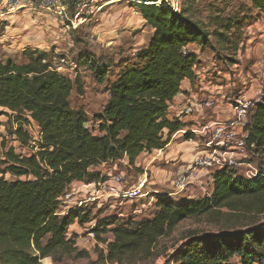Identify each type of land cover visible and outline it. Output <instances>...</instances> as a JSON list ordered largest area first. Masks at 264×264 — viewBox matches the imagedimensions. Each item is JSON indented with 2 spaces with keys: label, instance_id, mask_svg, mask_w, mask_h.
I'll list each match as a JSON object with an SVG mask.
<instances>
[{
  "label": "trees",
  "instance_id": "obj_1",
  "mask_svg": "<svg viewBox=\"0 0 264 264\" xmlns=\"http://www.w3.org/2000/svg\"><path fill=\"white\" fill-rule=\"evenodd\" d=\"M250 2L252 10L264 14V0ZM69 7L74 11V4ZM138 8L152 33L132 60L118 62L113 77L108 76L110 65L89 55L82 58L81 64L108 93L102 112L94 117L97 133L86 126L87 115L69 105L76 81L52 68L45 52L25 50L24 64L3 61L0 55V117L8 120V134L29 151L22 156L8 148L0 157V264H39L58 252H74L75 234L69 238L67 231L89 223L90 213L77 209L60 214V198L67 189L73 183L104 181L106 176L92 170L100 165H118L125 159L133 167L141 154L163 150L185 127L178 118L169 119L168 110L181 83L194 82L200 60L191 45H221L230 56L243 48L241 17L213 18L209 23L214 28L208 32L188 16L190 7L178 13L163 6ZM224 60L235 62L229 56ZM28 118L39 129L34 142L25 128ZM245 130L247 149L264 154V103L250 111ZM182 139L196 136L187 131ZM7 175L12 180H6ZM212 179V192L198 200L157 196L147 218H131L129 224L117 217L97 221L91 232L106 247L101 261L151 263L158 256L159 240L182 221L218 219L226 210L240 211V220L248 224L215 234H190L163 264H230L235 259L239 264H264V224L251 220L264 214V171L246 179L226 168L215 171ZM105 234L111 240L103 238Z\"/></svg>",
  "mask_w": 264,
  "mask_h": 264
},
{
  "label": "rangeland",
  "instance_id": "obj_2",
  "mask_svg": "<svg viewBox=\"0 0 264 264\" xmlns=\"http://www.w3.org/2000/svg\"><path fill=\"white\" fill-rule=\"evenodd\" d=\"M63 1L68 7L70 5L69 8H73L74 4L75 9L80 8L81 10L83 4L89 2V0H71L72 3L70 4L69 0ZM104 1L108 2L105 6H115L113 14L106 13L99 17L98 13L101 10H98V13L94 14L95 16L91 15L85 23L86 28L76 31L73 43H71V38H69L70 41L68 40L70 33H64L63 25L58 21H53L52 15L33 8H26L8 16L11 17L10 22H6L7 20L0 22V32H2L0 35L1 59L24 64L27 61L23 55L25 50L43 51L41 47L47 49L43 52L47 54V60L52 68L55 69L56 66L61 65L64 70L60 73L71 81H76L78 89L76 85L73 86L69 105L71 109L82 111L87 115L86 126L94 131L97 130L94 117L102 112L108 100V93L106 92V85L98 83L88 66L81 64L82 58L89 55L101 64L110 65L108 76L111 78L118 70V62L125 59L132 60L137 52L147 44L152 33L151 27L142 19L137 3L130 0ZM101 3L99 2L96 6ZM189 7L188 16L193 21L203 24L208 32L214 28L209 23L213 18L225 20L228 17L238 16L245 20L243 48L236 55H228L226 51L221 50V45H215L211 50L213 53L206 51L203 54L205 56L201 61L202 73L200 78H197V83L193 89L194 98L197 102L211 101V108L203 110L202 114L214 115L213 112H216V108L219 107L218 109L224 111L229 107L230 100L239 93L250 98L256 90L264 88V14H258L252 10L250 0H183L182 9ZM72 12L70 11V14ZM5 25L8 26L7 29H4ZM94 27L96 28L94 29ZM247 38L249 40L245 43ZM68 42L70 43L68 44ZM55 49L60 51L56 52ZM228 56L235 60L233 65L227 64L224 60ZM61 59L65 60V64L60 63ZM222 69L225 72H222ZM200 80L206 84L202 86L201 83H198ZM222 111L220 113L218 111L220 116L223 114ZM196 114L182 119L196 121L198 119V114ZM7 121L6 117H0V157L8 148H13L16 155H29L28 148L21 147L8 134L11 127ZM27 126L25 125L26 128ZM27 130L33 142L38 140L39 135L36 129L31 127ZM193 150L195 153L196 148L194 147ZM263 162L264 154L260 150L250 148L247 149L246 156L237 159V166L233 167L232 171L246 179L248 173L252 171L254 176L251 178H253L264 171ZM106 168L111 170V174L122 173L126 183H128L130 173L136 178V175H133V172L127 169L125 164H118L116 169H112L113 167ZM162 168V170H166V168ZM156 171L151 173L150 185H154L153 187L163 193L168 191H175L176 193L173 184L164 181L161 174L163 172L160 169ZM5 178L12 180L8 175ZM174 178L171 180L173 181ZM211 180V184H213V179ZM83 185L85 184L70 186L60 198V214L64 215L70 210L76 211L77 209L90 213L89 223L83 226L74 224L67 231L69 238L75 234V251L72 253L58 252L52 257L44 258L43 261L40 260L39 264H108L103 263L100 259V252L106 250L105 245L98 243L95 238L91 239L87 236L97 221L117 217L120 223L129 224L131 218L137 220L147 218L155 209V197H150L151 204L144 207L140 206L141 202L138 199L124 206L119 205V202L114 199L99 201V203L91 201L88 198L93 189H91L92 191L88 190ZM205 186H207L206 191L198 186L190 185L184 192L178 193L175 198L198 200L212 192V185H210L209 180L204 182L203 187ZM71 193H75V195L68 198L67 196ZM79 200H82L81 204H79ZM147 200L144 201L147 202ZM134 208L140 209L139 212L133 213L132 209ZM223 211L225 214H222L218 219L203 217L182 221L171 233L159 240L156 249L158 256L148 264H163L166 255L182 244L190 234H215L222 232V230L243 227L248 224L242 218L240 220L239 217L243 216L242 213H239L240 211ZM254 219L257 220L258 224H264V214L255 216L251 220L254 221ZM102 237L108 240L112 238L110 234H105ZM230 264L239 263L235 259Z\"/></svg>",
  "mask_w": 264,
  "mask_h": 264
},
{
  "label": "built area",
  "instance_id": "obj_3",
  "mask_svg": "<svg viewBox=\"0 0 264 264\" xmlns=\"http://www.w3.org/2000/svg\"><path fill=\"white\" fill-rule=\"evenodd\" d=\"M130 1L138 5L163 6L170 12L178 13L181 10L183 0ZM26 8H33L52 15L64 28L75 29L81 20L77 19L79 11H76L74 18L71 16L63 0H0V22ZM60 63L65 64V60L61 59ZM55 70L61 72L64 69L61 65H58ZM261 103H264L263 87L256 90L250 98L243 93H239L229 102L232 114L231 119L199 127L196 126L190 130L196 136L195 140H190L195 141L196 155L188 167L173 179L172 184L175 187L176 194L184 192L190 185L198 186L204 190V182L211 180L215 171L237 166V159L246 156L247 153L246 140L248 132L245 127L249 112ZM211 106V101L197 102L188 98L180 111V116L190 115L194 110L202 112L211 108ZM28 121L27 128L36 129L39 135L38 126L30 118H28ZM252 176L254 175L250 171L247 178ZM91 185L93 186V192L88 198L91 201L99 202L114 199L119 202V205H122L123 202L131 200L133 197V191L127 188L124 176L121 173L107 175L104 181L85 186ZM141 185H143V182ZM73 195L75 193H71L67 197L72 198ZM78 202L81 204L82 200ZM133 213H137V211ZM91 230L87 233V236L94 239L95 237Z\"/></svg>",
  "mask_w": 264,
  "mask_h": 264
},
{
  "label": "crops",
  "instance_id": "obj_4",
  "mask_svg": "<svg viewBox=\"0 0 264 264\" xmlns=\"http://www.w3.org/2000/svg\"><path fill=\"white\" fill-rule=\"evenodd\" d=\"M99 2H102V3L96 6V4H98ZM106 3H108V2L107 1L103 2V0H99V1L98 0H89V2L87 1L83 4L82 10L80 8L74 9V11L71 13V16L74 18L76 11H79V17L77 18V19H81L79 24L75 27V29L64 28V33H70L71 34V36H70V34L68 35V40L70 41L69 38H71V43H73V41H74L75 34L77 33L76 31L78 29L82 30V28H84V27L86 28L85 23L88 21V19L91 15H94L95 13L97 14L98 10H101L98 13L99 17L104 16L106 13L113 14V12L115 11L114 10L115 6H113V5L105 6ZM47 16H49V15H47ZM49 17L52 18L51 16H49ZM52 19H53V21L57 22L56 19H54V18H52ZM4 20H7L6 22H10L11 17H8L7 19H4ZM74 21H75V19H74ZM5 28L7 29L8 26L5 25L4 29ZM95 28L96 27H94V29ZM248 40L249 39L247 38L245 43ZM69 43L70 42H68V44ZM0 44H2L1 41H0ZM213 46H212V48L207 47L205 49H200L198 46H195V45L190 46V48L198 55V58L200 60L199 66L195 69L194 82L191 83L188 80L183 81L181 83V92L171 101V103L169 105V110H168L169 119L178 118L180 120V122H182L185 125V127L171 137L169 144L163 150L153 151V152L147 153V154H141L136 159L133 167L127 166L126 165L127 162L125 159L119 163V165L125 164L127 169H130L133 172V175L134 174L136 175V178H135L134 176H132V173H130V177L128 178V183L125 182L127 188L131 189L133 191V197L131 200H128V201H125L124 203H122V206H124L127 203H132L135 199H138L141 202L140 206H142V207H144L145 205L148 206L151 204L149 201V198L150 197L156 198L157 196L170 197L171 199L176 200L175 197L178 194H176L175 191H172V192L168 191L167 193H163L162 191L153 187L154 185L153 186L150 185L151 180H152L151 173H155V172H157L156 171L157 169H160L163 172L161 174L164 178V181L165 182L169 181L172 184L171 179L174 178L176 175H178L180 172L184 171L188 167V165L193 161L194 156L196 155V152L193 153L195 141H184L182 139L183 134L186 133L187 131H190L191 129H193L196 126L199 127L202 125L212 124V123H216V122H223V121L231 119L232 114L229 110V107H227L224 111H222V109L221 110L218 109L219 107L216 108L215 109L216 112H213L215 117H214V115H211V114L203 115L202 114L203 112H197L195 110L190 115L180 116V111L183 108V106L185 105V102L188 98H191L192 100L196 101V99L194 98L193 89H194L195 84L197 83V78H200V74L202 73L201 61L203 60V57L205 56L203 54L206 51L213 53L211 51L213 49ZM41 50L46 51L47 49H43L41 47ZM55 51L59 52L60 50L55 49ZM226 53L228 54V52H226ZM227 66H230V65H227ZM221 71L225 72L223 69ZM202 82H204V81L200 80L198 83H201L202 86L204 84H206V83H202ZM200 102H202V101H200ZM218 111H219V113L221 111L223 112L222 116L219 115ZM195 114L198 116V119H196V121H186V120L182 119L183 117H189V116H192ZM96 133H97V131H96ZM106 167H113L112 169H116L117 165L116 164H113L111 166L110 165H100L98 167L92 168V170L100 172L104 176L111 175V170L107 169ZM162 167L166 168V170H162L163 169ZM142 182H143V185L140 186V184ZM209 182H210V185H212L211 184L212 180L211 181L209 180ZM72 185H82V183H73ZM84 186L85 185H83V187ZM92 187L93 186L91 185V186H85L84 188L91 190ZM206 189H207V186L204 187V191H206ZM153 194H155V195L153 196ZM146 199H148L147 202L144 201ZM187 200H189V199L187 198ZM138 210H140V209L134 208V209H132V212H135V211L138 212Z\"/></svg>",
  "mask_w": 264,
  "mask_h": 264
}]
</instances>
